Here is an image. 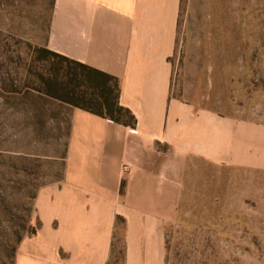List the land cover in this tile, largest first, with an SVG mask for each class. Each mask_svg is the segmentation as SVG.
I'll list each match as a JSON object with an SVG mask.
<instances>
[{
  "label": "crops",
  "instance_id": "0c3cea01",
  "mask_svg": "<svg viewBox=\"0 0 264 264\" xmlns=\"http://www.w3.org/2000/svg\"><path fill=\"white\" fill-rule=\"evenodd\" d=\"M182 0H54L43 45L121 79L134 126L70 105L64 173L37 192L16 264H109L117 216L126 264H166V212L191 160L264 170V118L173 95ZM132 128L135 130L132 131ZM177 196V198H174Z\"/></svg>",
  "mask_w": 264,
  "mask_h": 264
},
{
  "label": "rangeland",
  "instance_id": "374dc122",
  "mask_svg": "<svg viewBox=\"0 0 264 264\" xmlns=\"http://www.w3.org/2000/svg\"><path fill=\"white\" fill-rule=\"evenodd\" d=\"M53 6L0 0V264H16L38 190L64 173L71 107L35 89L45 70L33 49ZM170 61L175 97L264 118V0H182ZM179 182L166 264H264V170L196 158ZM125 227L117 222L109 264H126Z\"/></svg>",
  "mask_w": 264,
  "mask_h": 264
},
{
  "label": "trees",
  "instance_id": "16d2710c",
  "mask_svg": "<svg viewBox=\"0 0 264 264\" xmlns=\"http://www.w3.org/2000/svg\"><path fill=\"white\" fill-rule=\"evenodd\" d=\"M33 52L34 61L43 63L45 70L38 74L39 83L35 89L117 123L127 126L136 124L137 118L132 109L121 103L119 77L46 46L35 45ZM120 220L126 223L125 217L118 216L117 222ZM34 233L36 227L32 225L29 234Z\"/></svg>",
  "mask_w": 264,
  "mask_h": 264
},
{
  "label": "built area",
  "instance_id": "2783aa9c",
  "mask_svg": "<svg viewBox=\"0 0 264 264\" xmlns=\"http://www.w3.org/2000/svg\"><path fill=\"white\" fill-rule=\"evenodd\" d=\"M135 129L134 128H132V131H134Z\"/></svg>",
  "mask_w": 264,
  "mask_h": 264
}]
</instances>
